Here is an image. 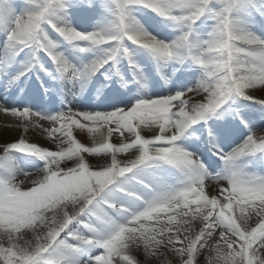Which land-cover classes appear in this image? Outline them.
I'll return each mask as SVG.
<instances>
[{"label":"snow or ice","instance_id":"obj_1","mask_svg":"<svg viewBox=\"0 0 264 264\" xmlns=\"http://www.w3.org/2000/svg\"><path fill=\"white\" fill-rule=\"evenodd\" d=\"M0 113V264H264V0H0Z\"/></svg>","mask_w":264,"mask_h":264},{"label":"rangeland","instance_id":"obj_2","mask_svg":"<svg viewBox=\"0 0 264 264\" xmlns=\"http://www.w3.org/2000/svg\"><path fill=\"white\" fill-rule=\"evenodd\" d=\"M33 87H35V86L33 85ZM36 94L39 97V95L42 94V92H37ZM69 99H72V98H69ZM79 99H81V98L80 97H76L73 100V102L74 103L78 102ZM42 103H44V102H42ZM36 106H40V105H36ZM8 117H9L8 122H5V123L0 122V141H3V140L6 139L9 142H13V141H15L16 139L19 138V135L23 134V130L22 129H17V127H16L17 121H16L15 118H13L11 116H8ZM26 135H27V137H28L30 142H38V143H40L43 146H50L48 144L47 139L44 138V137H41L40 134L37 133L34 130L29 131ZM77 138L80 139L81 142L88 143V141L86 140V134H78ZM90 162L96 163V160L90 158ZM245 163H246L247 167H249L250 169L253 168V167H257L258 168V165L254 164L253 159H248V160L245 161ZM139 259L141 261H143L144 260V256L142 254H140L139 255Z\"/></svg>","mask_w":264,"mask_h":264},{"label":"bare ground","instance_id":"obj_3","mask_svg":"<svg viewBox=\"0 0 264 264\" xmlns=\"http://www.w3.org/2000/svg\"><path fill=\"white\" fill-rule=\"evenodd\" d=\"M69 98H71V97H69ZM94 98H96L97 100H99V97H94ZM30 99H31L32 103H40V101L38 100V98H35V97L31 96ZM8 120H9V117L8 116H5V114L0 113V122L5 123V122H8Z\"/></svg>","mask_w":264,"mask_h":264}]
</instances>
